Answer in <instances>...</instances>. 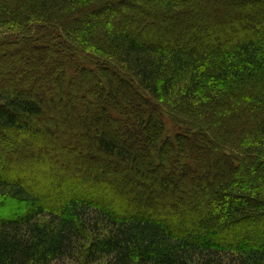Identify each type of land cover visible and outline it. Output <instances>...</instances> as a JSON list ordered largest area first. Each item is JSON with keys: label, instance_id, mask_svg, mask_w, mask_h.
<instances>
[{"label": "trees", "instance_id": "trees-1", "mask_svg": "<svg viewBox=\"0 0 264 264\" xmlns=\"http://www.w3.org/2000/svg\"><path fill=\"white\" fill-rule=\"evenodd\" d=\"M0 30V264H264V0H0Z\"/></svg>", "mask_w": 264, "mask_h": 264}, {"label": "rangeland", "instance_id": "rangeland-1", "mask_svg": "<svg viewBox=\"0 0 264 264\" xmlns=\"http://www.w3.org/2000/svg\"><path fill=\"white\" fill-rule=\"evenodd\" d=\"M1 33H3V34H1ZM6 31H2V30H0V40L2 39V37L5 35L6 36ZM45 34V33H44ZM19 36V35H18ZM16 37V36H15ZM43 38L44 39H46L45 40V42H49V43H51V41H53V42H57L59 39L57 38V35H55V33H50V34H45V36H43ZM34 44H39V41L37 40V41H35L34 42ZM45 44H47V43H45ZM67 48V47H66ZM75 49V48H74ZM85 164L86 163H84L83 165L82 164H80L79 163V165L81 166V169H84L85 168ZM81 263V261H80V259H76L75 261H64V262H60V263H52V264H80Z\"/></svg>", "mask_w": 264, "mask_h": 264}]
</instances>
